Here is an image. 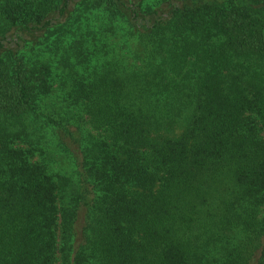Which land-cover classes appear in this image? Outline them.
Masks as SVG:
<instances>
[{
    "label": "trees",
    "instance_id": "1",
    "mask_svg": "<svg viewBox=\"0 0 264 264\" xmlns=\"http://www.w3.org/2000/svg\"><path fill=\"white\" fill-rule=\"evenodd\" d=\"M0 264H264V0H0Z\"/></svg>",
    "mask_w": 264,
    "mask_h": 264
}]
</instances>
